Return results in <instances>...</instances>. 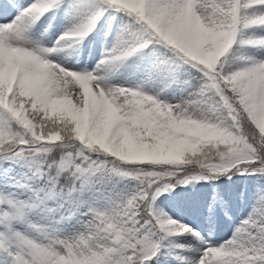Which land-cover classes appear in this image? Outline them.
<instances>
[{"label": "snow or ice", "instance_id": "1", "mask_svg": "<svg viewBox=\"0 0 264 264\" xmlns=\"http://www.w3.org/2000/svg\"><path fill=\"white\" fill-rule=\"evenodd\" d=\"M67 2L0 0V165L27 178L9 193L0 173V264H264V0H72L54 44L33 39ZM106 15L122 25L95 70L58 59ZM125 66L139 79L112 83ZM224 177L260 186L222 243L157 204L199 184L187 210L214 229Z\"/></svg>", "mask_w": 264, "mask_h": 264}, {"label": "rangeland", "instance_id": "2", "mask_svg": "<svg viewBox=\"0 0 264 264\" xmlns=\"http://www.w3.org/2000/svg\"><path fill=\"white\" fill-rule=\"evenodd\" d=\"M32 2L33 0H21L23 6H27ZM71 2L72 0H68L64 7L55 12L47 14L34 27L37 29L38 37L44 46L51 47L55 43V40L61 34H63L72 23L76 22L79 13L70 6ZM6 22L7 21L0 20V23ZM121 25V18L117 17L116 21L113 22L111 15H106L98 25L96 31L93 32L91 37L86 39L80 45L66 48L63 53L59 54L58 59L66 66H72L76 69L87 68L89 71L95 70L99 61L115 44L121 29ZM133 79H139L138 75H134L133 67L125 66L123 67L120 75L116 78V83H123ZM4 168H14L15 171L12 172L13 176H15L16 171H20L19 166H13L11 163H8L0 165V173H2ZM24 171L27 170L25 169ZM5 179L7 178L0 175V190H3L4 188ZM26 179L27 178H24V180ZM17 180H21V177L15 176V179H8L7 191L9 193H17L22 191V189H19L16 186ZM24 180H21V182H24ZM233 185L234 186L231 188V190L227 192L228 202L232 200L234 203H236V199L241 197V203L243 207H248V204L251 203V205H253L255 203L259 187L256 188L255 184L251 185L250 187H247L245 184L239 186H236L235 184ZM223 187L225 188V185H223ZM185 190L183 189L180 192L176 191L175 193H166L165 196L169 197L167 200H165L164 197L160 198V200L164 201L165 211L171 209V214L174 215V218H180L181 220H186L187 223H191L193 227L201 230L202 234L205 235L209 240H217L216 235H228L231 237L236 229L235 225L240 222V217H238L239 214H237V211H232L233 217L237 218L230 219L228 216L229 213L225 215V209L220 207L218 209V215L216 218V226L213 229L208 223L205 215H202V219L200 220V217H198L197 213L187 210L194 199H191L189 198L190 196L185 195ZM217 190H219V188ZM237 191L240 192L239 195L236 193ZM198 197L200 196L195 194L196 200L199 199ZM231 206H233V204ZM191 216L197 219L199 222H194ZM209 227L212 229L208 230L207 228ZM176 239L178 242H183V238ZM165 251H167V249H165Z\"/></svg>", "mask_w": 264, "mask_h": 264}, {"label": "trees", "instance_id": "3", "mask_svg": "<svg viewBox=\"0 0 264 264\" xmlns=\"http://www.w3.org/2000/svg\"><path fill=\"white\" fill-rule=\"evenodd\" d=\"M32 36H33V39L38 40L35 28H33V30H32ZM121 69H119L118 71H115L113 73L112 78H111L112 83H116L115 79L120 74ZM226 179H227L226 177L221 178V181L226 180ZM232 179H234L236 181H242V180H252L253 178L233 177ZM221 181H216L215 183L217 185H221ZM179 187H181V186H179ZM131 189H132V183H130L129 181H119L117 183L106 186L105 188H99V186H98V190H97L96 195L97 196H104V197H108V198H112V199H119L121 196L126 194V192L130 191ZM159 206H160V208L163 209L162 203H160Z\"/></svg>", "mask_w": 264, "mask_h": 264}, {"label": "bare ground", "instance_id": "4", "mask_svg": "<svg viewBox=\"0 0 264 264\" xmlns=\"http://www.w3.org/2000/svg\"><path fill=\"white\" fill-rule=\"evenodd\" d=\"M92 34H93V33H92ZM91 36H92V35H91ZM91 36H90V37H91ZM182 189H184V188H182ZM182 189H180V190H182Z\"/></svg>", "mask_w": 264, "mask_h": 264}]
</instances>
